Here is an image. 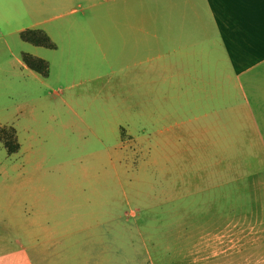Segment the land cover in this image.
<instances>
[{"label": "rangeland", "instance_id": "obj_1", "mask_svg": "<svg viewBox=\"0 0 264 264\" xmlns=\"http://www.w3.org/2000/svg\"><path fill=\"white\" fill-rule=\"evenodd\" d=\"M169 18L172 31L137 39L106 27L59 38L55 50L0 43V131L14 128L21 147L9 155L0 139V221L10 222V246L24 236L19 214L37 217L41 201L66 208L62 222L24 241L33 264H217L210 247L218 242L179 215L190 210L179 203L210 192L209 177L195 175L193 133L184 140L178 127L188 107L178 57L163 63L156 52L179 45L176 15ZM27 51L48 63L47 77L24 66ZM37 185L38 197L28 192Z\"/></svg>", "mask_w": 264, "mask_h": 264}, {"label": "crops", "instance_id": "obj_2", "mask_svg": "<svg viewBox=\"0 0 264 264\" xmlns=\"http://www.w3.org/2000/svg\"><path fill=\"white\" fill-rule=\"evenodd\" d=\"M174 1L0 0V43L26 46L21 33L28 30L59 43L71 40L73 32L106 27L133 32L137 39L138 32L172 31L169 17L176 15L177 50L156 52L163 63L175 52L178 57V80L188 96L178 127L184 140L193 133L195 175L209 177L203 185L210 192L209 200L179 203L190 208L179 215L194 218L193 229L218 242L210 247L217 264L228 257L230 264H264V0ZM89 16L97 24L91 25ZM40 191L38 185L28 190L36 197ZM22 193L27 195L23 186ZM37 208L33 219L26 211L19 214L24 236L14 238L13 246L10 222L0 221V264H33L24 241L44 225L62 222L58 214L66 209L50 201Z\"/></svg>", "mask_w": 264, "mask_h": 264}, {"label": "trees", "instance_id": "obj_3", "mask_svg": "<svg viewBox=\"0 0 264 264\" xmlns=\"http://www.w3.org/2000/svg\"><path fill=\"white\" fill-rule=\"evenodd\" d=\"M21 39L36 47H42L49 50H55L56 46L49 36L40 30H28L21 33ZM23 63L33 72L43 77L49 75V65L46 61L31 56L29 54L22 55ZM0 139L3 142L9 155L17 154L20 151V144L17 138V132L14 128H3L0 131Z\"/></svg>", "mask_w": 264, "mask_h": 264}]
</instances>
